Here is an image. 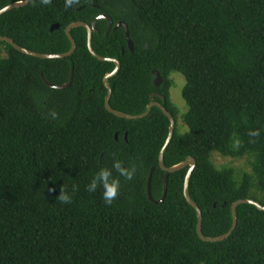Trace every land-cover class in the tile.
<instances>
[{
	"label": "trees",
	"instance_id": "obj_1",
	"mask_svg": "<svg viewBox=\"0 0 264 264\" xmlns=\"http://www.w3.org/2000/svg\"><path fill=\"white\" fill-rule=\"evenodd\" d=\"M17 1L0 0V9ZM100 14L113 27L124 21L134 45L131 51L124 27L106 35L108 21H97L94 51L120 62L108 78L112 109L141 114L157 93L164 101H154L177 122L170 75L184 76L187 131L179 134L175 125L163 163L195 159L188 192L202 213V232L226 233L232 203L264 205V0H80L67 10L64 0H30L0 15V35L32 51L63 53L71 47L65 28L91 25ZM53 24L59 27L50 30ZM71 35L74 52L55 59L0 41V264H264V211L253 204L236 207V227L224 240L198 236L196 211L183 195L189 166L167 173L162 201L149 199L152 168V196L163 194L158 156L169 118L156 105L137 119L108 111L103 78L115 63L90 53L84 27ZM70 76L68 86H51ZM214 151L246 157L251 172L217 168ZM114 159L136 173L120 177V194L106 205L103 189L89 193L86 185ZM74 187L73 202L61 205L60 189L71 194Z\"/></svg>",
	"mask_w": 264,
	"mask_h": 264
},
{
	"label": "water",
	"instance_id": "obj_2",
	"mask_svg": "<svg viewBox=\"0 0 264 264\" xmlns=\"http://www.w3.org/2000/svg\"><path fill=\"white\" fill-rule=\"evenodd\" d=\"M29 1L30 0H21V1H17V2H14V3L8 4L5 7L0 9V15L3 14L4 12L14 8V7L25 5ZM100 19H106L108 21L107 28H106V31H105L106 35L110 32V30L112 28L116 29V28L121 27V26L124 27V31H125L128 47H129V49L131 51L133 50L134 45H133L132 40L130 39L129 30H128L127 24L124 21H118L113 27V21H112L111 17L109 15H107V14L98 15L92 21L91 25H89L88 23L83 22V21H76V22H73V23L69 24L65 28V33H66V35H67V37H68V39H69V41L71 43V47H70V49L68 51L63 52V53H41V52L32 51V50H29V49H27L25 47L20 46L19 44L14 42L10 37L2 36V35H0V41H5L8 44H10L13 48H15L16 50H18V51H20V52H22L24 54L33 56V57H37V58H41V59L64 58V57H68L69 55H71L74 52L75 48H76L75 41H74V39H73V37L71 35V29L73 27H77V26L84 27L86 29V31H87V45H88V49H89L90 53L93 56H95L96 58L100 59V60L113 61L115 63L114 69L111 72L107 73L104 76V78H103V82L105 84V87L107 88V95L105 97V108L108 111L114 113L118 117H123V118H127V119H137V118H141V117L146 116L149 113L151 107L153 105H156L169 118L170 125H169V129H168V135H167V138H166V140H165V142H164V144H163V146H162V148H161V150L159 152V156H158L159 165L165 171V175H164V179H163V194H162V197L160 199H158V200L154 199L153 196H152V193H151V178H152V174H153V168H152L150 170V173H149V176H148V182H147V194H148L149 199L151 201H153V202L162 201L164 199V197L166 196V193H167V182H168V174L167 173L175 171V170H178V169H181V168H184L186 166H189V169H188V171H187V173L185 175V178H184L183 195H184L186 201L196 211V214H197L196 232H197L198 236L201 239H203L204 241L215 242V241L224 240L229 235H231V233L233 232V230L236 227V224H237L236 207L239 204H243V203L253 204L259 210H262V211H264V205L260 204L256 200L250 199V198L239 199V200L235 201L234 203H232V205H231L232 224H231L229 230L226 233H224L222 235L214 236V237H208V236H205L203 234V232H202V213H201L200 208L198 207V205L190 198L189 192H188L189 180L191 178L192 170H193V168L195 166V159L193 157L189 156L184 161H182V162H180V163H178L176 165H173L171 167H167L163 163L164 152H165V150H166V148H167V146H168V144H169V142H170V140H171V138L173 136L175 125H176V121H175L174 117L172 116V114L168 110H166L165 107L162 104L154 101L155 95H158L163 101H164V97L162 95L157 94V93H153L151 95V97H150V99L152 101L147 105V109L143 113L137 114V115H130V114H127V113L116 111V110L112 109L111 106H110L109 100H110L112 91H111L110 85L108 83V78L111 77V76L116 75V73L118 72V69L120 67V62L116 58L104 57V56L98 55L94 51V49L92 47V32L96 31V23ZM58 27H59L58 24H53L51 26L50 30H53V29L58 28ZM153 74L155 75L154 84L156 86H158L161 83V81H162V79L160 77V73L157 70H153ZM71 79H72V77L70 76L69 81L66 84H64V85H51V86L54 87V88H64V87H66V86H68L70 84Z\"/></svg>",
	"mask_w": 264,
	"mask_h": 264
},
{
	"label": "clouds",
	"instance_id": "obj_3",
	"mask_svg": "<svg viewBox=\"0 0 264 264\" xmlns=\"http://www.w3.org/2000/svg\"><path fill=\"white\" fill-rule=\"evenodd\" d=\"M39 3L43 6H48L52 3V0H39ZM79 3L80 0H64V8L67 10L79 5ZM50 115L53 119L57 118V114L54 111L51 112ZM250 135L256 136L259 135V133L252 132ZM112 169H115L118 176L113 175ZM112 169L101 167L86 185V190L89 193H95L98 188H102V198L106 205H111L120 194V177H123L125 180H132L136 173V168L134 166L131 168H125L117 159H114ZM76 190L78 189L74 187L72 193L70 194L66 189L61 188L57 197L59 203L61 205H70L73 202V194Z\"/></svg>",
	"mask_w": 264,
	"mask_h": 264
},
{
	"label": "rangeland",
	"instance_id": "obj_4",
	"mask_svg": "<svg viewBox=\"0 0 264 264\" xmlns=\"http://www.w3.org/2000/svg\"><path fill=\"white\" fill-rule=\"evenodd\" d=\"M5 54V52H3ZM170 77L173 84L170 88V99L178 109V117L176 122L177 133L182 134L187 131V125L183 121V114L187 111V104L182 96V88L185 84V78L181 73L172 72ZM212 161L217 168L233 167L237 173L243 171L251 172L250 165L246 157L232 158L222 156L218 152H212Z\"/></svg>",
	"mask_w": 264,
	"mask_h": 264
}]
</instances>
